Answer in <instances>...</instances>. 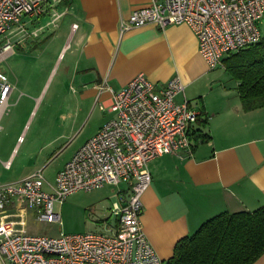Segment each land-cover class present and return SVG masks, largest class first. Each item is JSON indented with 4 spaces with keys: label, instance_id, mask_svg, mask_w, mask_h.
<instances>
[{
    "label": "crops",
    "instance_id": "1",
    "mask_svg": "<svg viewBox=\"0 0 264 264\" xmlns=\"http://www.w3.org/2000/svg\"><path fill=\"white\" fill-rule=\"evenodd\" d=\"M151 3L152 0H64L53 10L47 7L40 17H28L32 30L21 23L26 34L36 32L45 37L42 44L52 36L63 35L62 47L71 38L66 54L70 56L69 70L78 85V96L67 110L68 121L59 120L56 134L55 130L49 133L45 143L30 157L34 171L15 182L38 170L45 172L42 167L48 161L49 149L65 136L67 127L75 125L76 117L84 110L97 109L105 114L97 132L114 117L97 104L102 86L109 88L100 96L101 103L108 107L110 90L123 89L139 74L161 86L179 76L185 92L177 101L182 103L186 99L192 109L203 112L202 120L193 123L190 131L203 128L205 134L201 138L193 136L191 153L166 154L149 164L151 183L142 196L141 223L152 247L167 262L174 256L175 246L195 234L209 219L226 212H253L264 206V107L244 110L239 82L225 67H208L189 26L162 29L151 24L120 32L121 23L133 11ZM54 13L60 18L53 23ZM73 25H77L75 30ZM62 48L64 51L65 47ZM74 154L54 170L53 179L45 176L46 180L54 182ZM121 191L128 195L129 186L122 185ZM113 192L101 208L104 228V222H116L111 210L120 202V196L117 190ZM60 208L57 205L56 211ZM10 212L21 213L27 226L28 210L23 212L18 205L16 209L10 207ZM255 264H264V255Z\"/></svg>",
    "mask_w": 264,
    "mask_h": 264
},
{
    "label": "built area",
    "instance_id": "2",
    "mask_svg": "<svg viewBox=\"0 0 264 264\" xmlns=\"http://www.w3.org/2000/svg\"><path fill=\"white\" fill-rule=\"evenodd\" d=\"M62 1L0 0V37L14 32L27 35L21 24L25 17H40L47 7L53 10ZM53 18L54 23L60 15L54 13ZM263 18L264 0H152L148 7L133 11L120 32L151 24L162 29L185 24L198 39L200 55L215 70L223 68L228 56L261 41L258 25ZM12 49L8 40L0 61ZM0 81L1 120L13 85L6 77ZM108 89L100 88L97 104L114 117L79 148L54 182L38 170L21 181L0 185V264H166L141 223L142 196L151 183L149 164L166 154L192 152L187 131L201 111L192 109L186 99L177 101L185 92L179 76L161 86L139 74L123 89L110 90L107 107L100 96ZM105 185L115 187L120 196L111 210L115 225L104 222L105 232L33 235L23 228L24 216L10 212L16 202L23 212L32 209L39 222L60 224L57 205ZM122 185L129 186L128 195L121 191Z\"/></svg>",
    "mask_w": 264,
    "mask_h": 264
},
{
    "label": "rangeland",
    "instance_id": "3",
    "mask_svg": "<svg viewBox=\"0 0 264 264\" xmlns=\"http://www.w3.org/2000/svg\"><path fill=\"white\" fill-rule=\"evenodd\" d=\"M22 23L33 29L28 17ZM258 27L264 39V18ZM14 34L13 39L9 33L0 37V50L8 40L13 44V51L0 61V77H6L13 85L7 100V112L0 120L3 127L0 132V185L13 183L34 171L30 157L45 143L43 141L50 136L49 133L55 130L56 134L59 120L68 121L67 110L73 102L75 104L74 97L78 96V85L69 70L70 56L66 54L72 44L70 37L62 46L65 47L63 51L60 46L63 35L52 36L42 44L45 37L41 34L38 37L36 32ZM31 47L38 48L32 50ZM84 111L76 117L75 125L67 127L65 136L49 149L48 161L42 167L47 178L53 179L54 170L95 135L105 116L97 109ZM8 160L11 167L6 168L4 164ZM44 189L48 190L46 186ZM113 189L117 190L105 185L98 190L70 196L57 212L61 215L60 224L39 222L34 211L28 208L26 231L44 236L105 232L101 225V208L114 195ZM17 206L15 202L10 207L16 209Z\"/></svg>",
    "mask_w": 264,
    "mask_h": 264
},
{
    "label": "trees",
    "instance_id": "4",
    "mask_svg": "<svg viewBox=\"0 0 264 264\" xmlns=\"http://www.w3.org/2000/svg\"><path fill=\"white\" fill-rule=\"evenodd\" d=\"M226 71L239 82L245 111L264 107V39L228 56ZM203 112L197 118L202 120ZM187 131L201 138L203 128ZM166 264H255L264 255V206L256 211L222 213L205 222L195 234L175 246Z\"/></svg>",
    "mask_w": 264,
    "mask_h": 264
}]
</instances>
